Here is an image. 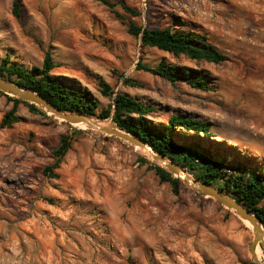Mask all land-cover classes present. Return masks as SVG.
Masks as SVG:
<instances>
[{
    "label": "rangeland",
    "instance_id": "rangeland-1",
    "mask_svg": "<svg viewBox=\"0 0 264 264\" xmlns=\"http://www.w3.org/2000/svg\"><path fill=\"white\" fill-rule=\"evenodd\" d=\"M14 1L0 0V64L32 70L50 53L52 75L97 103L92 119L118 129L121 93L150 106L157 125L173 115L211 123L204 144L216 156L264 167V0H18V18ZM132 25L197 33L227 60L142 47ZM163 61L203 73L210 90L137 69ZM13 98L0 91V264H255L252 230L234 213L181 178L175 194L137 147ZM15 107L19 122L1 128ZM63 136L72 146L55 168Z\"/></svg>",
    "mask_w": 264,
    "mask_h": 264
},
{
    "label": "trees",
    "instance_id": "trees-1",
    "mask_svg": "<svg viewBox=\"0 0 264 264\" xmlns=\"http://www.w3.org/2000/svg\"><path fill=\"white\" fill-rule=\"evenodd\" d=\"M13 14L17 18L20 17L18 0L14 1ZM130 32L136 37L141 35L142 47L156 48L175 57L183 56L197 62L212 64H220L227 60L214 46L207 43L206 38L194 32L171 28L143 29L133 25ZM56 68L57 65L50 53L45 55L41 68L34 67L32 70L11 63L7 59L0 64V77L23 90L37 93L62 112L94 117L97 103L87 92L55 78L52 72ZM137 69L165 79L174 85L186 83L195 89L210 90L207 76L203 73L168 65L164 61L156 67L139 64ZM131 83L128 79L124 82L125 85ZM99 86L104 97H111L114 94V90L108 84L101 82ZM12 101L16 104L25 103L14 98ZM114 103L112 122L119 130L144 140L161 155L180 165L196 181L207 183L231 196L256 214L264 225V207L260 206L264 200V167L256 169L242 162L229 161L216 156L204 144L206 140L210 141L216 137L211 123L189 116L173 115L166 124L157 125L147 120L153 112L150 106L121 93L116 95ZM25 104L32 112L46 115L36 106ZM111 108L103 111L100 117L109 118ZM15 114L16 107L4 117L1 128H11L18 123L19 118ZM188 138L193 141H187ZM71 146V139L63 136L60 146L54 152L58 159L55 168L59 167L60 160L69 152ZM142 162L147 163V160L142 159ZM153 168L160 182L170 184L172 191L178 194L182 180L175 178L156 164ZM50 170L51 168H48L47 171Z\"/></svg>",
    "mask_w": 264,
    "mask_h": 264
},
{
    "label": "water",
    "instance_id": "water-1",
    "mask_svg": "<svg viewBox=\"0 0 264 264\" xmlns=\"http://www.w3.org/2000/svg\"><path fill=\"white\" fill-rule=\"evenodd\" d=\"M124 79L125 78L123 77L122 80ZM0 91L17 99H20L24 102L35 105L43 109L46 113L53 115L63 120L64 122L75 125L87 124L88 126L95 128L109 136H114L135 147L146 150L150 154L152 160L156 162L160 167L167 170L172 176H174L175 178H180V176H182L183 181L187 187L191 188L203 197H208L215 200L221 206L234 213L242 222L248 223L253 233V240L250 244V253L254 263L261 264L256 259V249L260 247L264 252V225L261 219L256 214L243 207L231 196L224 194L222 191L212 187L207 183L196 181L180 165L161 155L150 144L140 138H137L129 133L123 132L116 128L101 130L95 123L92 122V118L90 116L79 113L71 114L62 112L37 93L23 90L19 88L16 84H13L1 77Z\"/></svg>",
    "mask_w": 264,
    "mask_h": 264
},
{
    "label": "bare ground",
    "instance_id": "bare-ground-1",
    "mask_svg": "<svg viewBox=\"0 0 264 264\" xmlns=\"http://www.w3.org/2000/svg\"><path fill=\"white\" fill-rule=\"evenodd\" d=\"M57 118V117H56ZM58 120H60V121H63V120H61V119H59V118H57ZM92 122L93 123H95L101 130H104V129H111V128H113V127H111V125H110V120H100V121H97V120H94V119H92ZM76 126H79L81 129H84V130H88V129H91V130H94V131H97V132H101V131H99V130H97V129H95V128H92V127H90V126H88L87 124H77ZM101 133H103V132H101ZM136 150L139 152V153H141V154H143V155H146V156H149L150 158H151V156H150V154L146 151V150H144V149H141V148H136ZM152 159V158H151ZM180 178L181 179H183V177L182 176H180ZM248 226H249V224L248 223H246ZM250 227V226H249ZM256 259L261 263V264H264V252L262 251V249L260 248V247H258L257 249H256Z\"/></svg>",
    "mask_w": 264,
    "mask_h": 264
}]
</instances>
